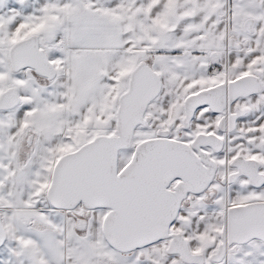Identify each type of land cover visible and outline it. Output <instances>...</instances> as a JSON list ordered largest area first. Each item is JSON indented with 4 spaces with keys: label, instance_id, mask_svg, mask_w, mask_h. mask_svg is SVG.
Here are the masks:
<instances>
[{
    "label": "snow or ice",
    "instance_id": "snow-or-ice-1",
    "mask_svg": "<svg viewBox=\"0 0 264 264\" xmlns=\"http://www.w3.org/2000/svg\"><path fill=\"white\" fill-rule=\"evenodd\" d=\"M0 264H264V0H0Z\"/></svg>",
    "mask_w": 264,
    "mask_h": 264
}]
</instances>
